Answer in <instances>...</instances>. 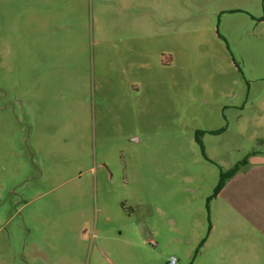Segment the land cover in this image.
<instances>
[{"label":"rangeland","instance_id":"rangeland-1","mask_svg":"<svg viewBox=\"0 0 264 264\" xmlns=\"http://www.w3.org/2000/svg\"><path fill=\"white\" fill-rule=\"evenodd\" d=\"M243 159L264 0H0V264H219ZM234 243L221 264H264Z\"/></svg>","mask_w":264,"mask_h":264},{"label":"crops","instance_id":"crops-1","mask_svg":"<svg viewBox=\"0 0 264 264\" xmlns=\"http://www.w3.org/2000/svg\"><path fill=\"white\" fill-rule=\"evenodd\" d=\"M214 203L217 216L223 219L224 224L232 225L235 229V234L226 239L232 244L229 249L224 245L226 241L222 242L223 237L218 239L215 248H221L217 257L219 264L228 255H239V250L235 252V246L238 247L235 241H240L239 244L246 242L252 248L251 253L259 255V251L264 250V165L242 167L226 180L215 195Z\"/></svg>","mask_w":264,"mask_h":264},{"label":"trees","instance_id":"trees-1","mask_svg":"<svg viewBox=\"0 0 264 264\" xmlns=\"http://www.w3.org/2000/svg\"><path fill=\"white\" fill-rule=\"evenodd\" d=\"M245 160L246 159H243L241 163L239 162L238 164H236L235 166H233L228 173H226V174L225 173H222L221 179H220V181L218 183V186L216 187V190H215V194L216 195L221 190V188L224 186L226 180L228 178H230L231 176H233L235 173H237L241 169L239 165L240 164H243L245 162Z\"/></svg>","mask_w":264,"mask_h":264},{"label":"built area","instance_id":"built-area-1","mask_svg":"<svg viewBox=\"0 0 264 264\" xmlns=\"http://www.w3.org/2000/svg\"><path fill=\"white\" fill-rule=\"evenodd\" d=\"M177 258L175 257V256H173L170 260H169V262H168V264H177Z\"/></svg>","mask_w":264,"mask_h":264}]
</instances>
